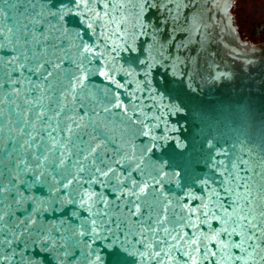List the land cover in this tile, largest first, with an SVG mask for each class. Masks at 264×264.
<instances>
[{
	"label": "water",
	"instance_id": "water-1",
	"mask_svg": "<svg viewBox=\"0 0 264 264\" xmlns=\"http://www.w3.org/2000/svg\"><path fill=\"white\" fill-rule=\"evenodd\" d=\"M230 4L0 0V264H264V47Z\"/></svg>",
	"mask_w": 264,
	"mask_h": 264
},
{
	"label": "flooded vegetation",
	"instance_id": "flooded-vegetation-1",
	"mask_svg": "<svg viewBox=\"0 0 264 264\" xmlns=\"http://www.w3.org/2000/svg\"><path fill=\"white\" fill-rule=\"evenodd\" d=\"M230 13L239 37L264 47V0H230Z\"/></svg>",
	"mask_w": 264,
	"mask_h": 264
},
{
	"label": "snow or ice",
	"instance_id": "snow-or-ice-1",
	"mask_svg": "<svg viewBox=\"0 0 264 264\" xmlns=\"http://www.w3.org/2000/svg\"><path fill=\"white\" fill-rule=\"evenodd\" d=\"M49 75H51V73H49ZM73 90L75 91V86H73ZM77 127H79V125L77 126ZM71 131V128H69V132ZM99 147V145H97L96 147H94L91 151L93 152V153H95L96 151H97V148ZM85 159H86V157H85ZM61 164H63V161H61ZM143 191H144V189H141V192L143 193Z\"/></svg>",
	"mask_w": 264,
	"mask_h": 264
}]
</instances>
